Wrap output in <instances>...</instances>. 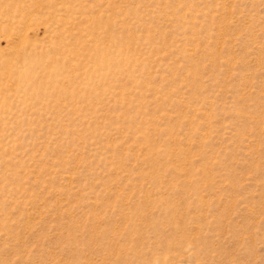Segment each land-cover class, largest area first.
Returning a JSON list of instances; mask_svg holds the SVG:
<instances>
[{"label":"rangeland","instance_id":"rangeland-1","mask_svg":"<svg viewBox=\"0 0 264 264\" xmlns=\"http://www.w3.org/2000/svg\"><path fill=\"white\" fill-rule=\"evenodd\" d=\"M0 264H264V0H0Z\"/></svg>","mask_w":264,"mask_h":264}]
</instances>
